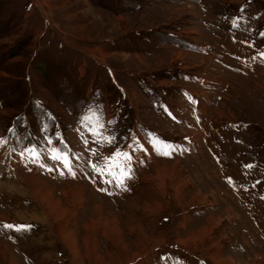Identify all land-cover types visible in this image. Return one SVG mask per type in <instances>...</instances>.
Listing matches in <instances>:
<instances>
[{
	"label": "rangeland",
	"instance_id": "rangeland-1",
	"mask_svg": "<svg viewBox=\"0 0 264 264\" xmlns=\"http://www.w3.org/2000/svg\"><path fill=\"white\" fill-rule=\"evenodd\" d=\"M243 40L264 51V0H0V264H264ZM117 150L120 186L93 168Z\"/></svg>",
	"mask_w": 264,
	"mask_h": 264
},
{
	"label": "snow or ice",
	"instance_id": "snow-or-ice-1",
	"mask_svg": "<svg viewBox=\"0 0 264 264\" xmlns=\"http://www.w3.org/2000/svg\"><path fill=\"white\" fill-rule=\"evenodd\" d=\"M86 119H91L90 117H87ZM97 127L102 128L103 125L99 123V119L97 118ZM92 131L96 134H99L97 132L96 128H93ZM114 138L105 137V140L107 143H112ZM35 154V153H33ZM165 155H169V152H165ZM132 155L128 152H122L120 150L115 151L110 156L105 157V166L103 168H99L96 165H93V168L95 171H97L100 175H108L113 178V180L117 181L118 186L123 185L124 180L129 178L131 175V169H130V161L132 160ZM53 159H62V162L64 163V166L69 168L71 170V164L70 161L67 159L66 155L61 158V156L54 155ZM128 162V163H126ZM247 167H251V165H247ZM231 181V178H229ZM106 183H112V180H106ZM104 191V189H101ZM6 228H13L15 227L17 230L30 228V225H4Z\"/></svg>",
	"mask_w": 264,
	"mask_h": 264
},
{
	"label": "crops",
	"instance_id": "crops-1",
	"mask_svg": "<svg viewBox=\"0 0 264 264\" xmlns=\"http://www.w3.org/2000/svg\"><path fill=\"white\" fill-rule=\"evenodd\" d=\"M79 183V182H78ZM94 193V192H93ZM95 194V193H94ZM148 207H149V205H148ZM174 249H173V251H171V256L173 257L172 259H174L175 257H178L179 258V264H196V262H195V260H189L188 258H186V257H184V256H180L179 255V253H178V251H175V249L177 248V247H173ZM160 249L161 248H158V249H156L157 251H158V255L160 254ZM153 252V253H152ZM137 253H139L140 254V252H135L134 253V255H133V257L137 254ZM170 253V252H169ZM155 253H154V250L153 251H151V253H149V252H147V253H145V254H143V255H140V256H138L137 258H135V260H133V261H131L132 260V258H131V260H129V261H127L126 262V264L128 263V262H130V263H128V264H135L136 262H138L139 260H141V259H145L146 261H148V258L152 255V256H155L154 255ZM153 258V257H152ZM155 258H156V256H155ZM125 262V261H124ZM80 264H82V263H80Z\"/></svg>",
	"mask_w": 264,
	"mask_h": 264
},
{
	"label": "bare ground",
	"instance_id": "bare-ground-1",
	"mask_svg": "<svg viewBox=\"0 0 264 264\" xmlns=\"http://www.w3.org/2000/svg\"><path fill=\"white\" fill-rule=\"evenodd\" d=\"M32 181V180H31Z\"/></svg>",
	"mask_w": 264,
	"mask_h": 264
}]
</instances>
